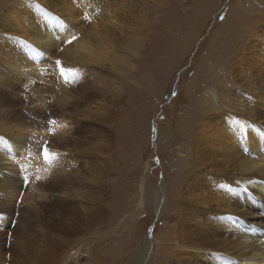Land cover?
Masks as SVG:
<instances>
[{
	"label": "rangeland",
	"instance_id": "rangeland-1",
	"mask_svg": "<svg viewBox=\"0 0 264 264\" xmlns=\"http://www.w3.org/2000/svg\"><path fill=\"white\" fill-rule=\"evenodd\" d=\"M105 1L92 0L89 7L83 9L79 7V0L76 5L74 0H68V3L60 4L67 9L61 14L68 24L75 23L76 26L77 19L80 29L88 31L91 24L104 19L100 15H103L102 10L106 8ZM107 2L113 4L119 19L118 30L114 33L116 46L112 62L105 64L108 76L98 82V90L90 101L81 102L76 95L73 96L74 99L63 98L62 89H58L59 85H65L60 80V71L53 66L57 67V60L61 65L65 61L58 58L60 51L55 50L54 45L46 46L51 48L48 53L52 55L49 62H52L50 67L53 70L48 65L43 71L25 78L23 82H26V90L20 91L19 99L14 90L8 92L5 104L2 103L5 99L0 96V135L9 130L12 133L13 122L19 121L25 110L28 112L37 109L34 115L26 113L25 116L29 117L21 122L29 125L32 121L34 124L44 105V110L48 111V103L44 102L49 99L51 101L57 90L53 120L64 124L71 121L72 117L81 119L83 114L87 121L95 123L78 131L72 141L70 149L74 151L70 153L78 164L81 163L80 166L74 168L72 162L63 161L62 164L55 163L53 168H48L53 177L58 173L69 174L72 168L75 169L74 181L65 184L63 189V193L69 194L65 197L68 203L84 216L79 217L80 227L67 236L72 240L65 244L59 239V235L55 239L56 229L50 228L53 219H48L50 215L46 211L39 209L37 212L23 213L16 210V207H25L22 199L29 194L28 189L23 187L19 194L22 198L18 197L20 199L14 201V206L10 205L13 209L12 224L5 226L3 223L4 228L0 227V264H171L167 261V255L173 248L172 244L164 247L165 252L153 255L154 252L162 251L161 242L165 239L169 223L166 218L168 198L162 156L163 131L170 123L176 125V120L181 119V100L188 96L192 88L193 99L205 101L214 92L216 97H213L226 104L225 108L239 103L240 109L246 112H250L247 109L250 103L259 104L264 100L260 99L264 94V80L255 76L253 65L256 58L259 57L260 65L264 59L263 42L256 39L258 34L264 37V0H213L210 4L212 6L207 7L204 12L203 8L208 0ZM14 3L16 0H0V16ZM53 3L58 5L59 0H47L45 7L43 3L42 5L50 10ZM188 9L192 10L191 14ZM28 13L35 18L32 10ZM207 14L209 15L205 19L209 23L202 31L204 23L191 22L190 26L200 28L198 32L196 30L192 34L189 30L185 35L187 40L182 38V42L173 44L169 41L168 31L173 29L171 23L187 30L189 26H185L181 20L192 19L194 16L199 19L200 15L205 17ZM173 37L178 38L177 35ZM235 40L240 46L235 45ZM170 45L175 48L170 49ZM150 71L151 77L147 75ZM169 74L171 80L167 94L158 100L153 110L148 109L153 107L152 99L160 96L158 88L166 84ZM244 77L248 82L243 81L246 80ZM243 82L247 84L245 91H242ZM50 91H53L52 94H48ZM201 107L197 110L203 109ZM215 114L213 112L210 117H215ZM140 126L147 128L146 133L145 130L141 133L144 138L136 136ZM127 137L131 142L124 145L123 140ZM142 139L147 140L145 145ZM30 140L27 145L35 147L33 143L38 139L31 137ZM118 144L128 146L125 155L120 153ZM86 147L88 149L85 155L80 157V152H84ZM137 149L140 150V155L134 167L129 154ZM128 164L131 166H127ZM81 170L84 171L80 173ZM81 177L88 182H98L103 188L94 191L87 188L88 193L83 199L79 185ZM5 185L9 189H3L2 186ZM150 186L152 205L147 202ZM42 188L59 195L58 185L53 178H47ZM10 190H16L13 182L0 171V197L3 198ZM87 197L95 201V207H104L101 208L102 219L93 218L94 215L87 213L86 216L82 215L83 203H89ZM102 198L105 200L100 202ZM111 200L113 202L110 203ZM53 202L50 201V207ZM3 209L5 211V207ZM23 226L26 227L22 228ZM16 227L21 229H15L16 232ZM156 233L159 236L153 240ZM145 247L148 251L142 254ZM145 255H149V262L148 259H142Z\"/></svg>",
	"mask_w": 264,
	"mask_h": 264
},
{
	"label": "bare ground",
	"instance_id": "bare-ground-1",
	"mask_svg": "<svg viewBox=\"0 0 264 264\" xmlns=\"http://www.w3.org/2000/svg\"><path fill=\"white\" fill-rule=\"evenodd\" d=\"M67 1L59 0L58 5L54 2L53 8L48 10L44 8L47 0H16V3L10 4L6 11L2 12L3 15L0 16V96L5 99L2 101L3 104L6 103L10 90H14L16 97L20 98V91L26 90V82L25 84L23 82L25 78L43 71L48 65L52 66V62H49L52 55L48 53L51 48L46 46L54 45L55 50L60 51L58 58L65 61L61 66L71 70V72L66 71L68 82H65L64 77L61 76L60 80L65 86L56 83L59 85L57 89H62L64 99H74L73 96L76 95L81 102L90 101L98 90V82L108 76L105 64L112 62L116 46L114 33L119 25L117 10L106 0V8L102 10L103 15H100L104 19L91 24L88 31L85 28L81 30L77 19L76 26L75 23L68 24L61 14L67 9L65 5L60 4ZM77 1L74 0L75 5ZM90 1L92 0H79V7L86 8L91 4ZM208 1L203 12L207 7L212 6L210 4L213 0ZM30 10L35 13V18L28 13ZM188 11L189 14L192 13L191 9ZM92 13L95 14V11ZM208 15L205 17L200 15L199 19L194 16L192 19L181 20V23L189 26L187 30L171 23L173 29L170 28L171 31H168L170 32L169 41L173 44L182 42V38L184 41L187 40L185 35L189 30L192 34L196 30L198 32L200 28L196 25L190 26L191 22L204 23L202 31L209 23L208 19H205ZM176 35L178 38L173 37ZM72 36H76L77 39L68 44L67 40ZM256 39L262 41L264 46V37L258 34ZM237 44L240 46V43L236 41L235 45ZM60 48L62 49L59 50ZM173 48L175 47L170 45V49ZM253 65L255 76H260L264 80V59L263 64L260 65L259 57L256 58ZM53 67L60 71L58 67ZM53 67H50L51 70ZM73 73L75 79H73ZM150 73L152 71L147 72V75L151 77ZM170 80L171 76L166 84L158 88V94H161L155 100L152 99L153 107L148 109L153 110L158 100L167 94ZM243 81L246 82L247 79ZM244 82L242 91H245L247 85ZM193 90L192 88L188 96L181 100V119L176 120V125L170 123L163 131L164 139L161 138L167 180L168 214L166 218L172 224L169 226L168 223L166 226L167 234L161 242L162 251L154 252L153 255L165 252L164 247L170 243L173 248L167 255V261L171 264H264V237H262L264 235V100L259 104L250 103L247 107L250 112H246L240 109L239 103L225 108L226 104L220 103L213 97V95L216 97L214 92L213 95L207 96L205 101L193 99ZM57 91L53 96L51 95V101L49 99L44 102L48 103V111L44 110V105L39 119L34 124L31 123L32 121L29 125L21 122L29 117L25 116L26 113L34 115L37 109L28 110V112L25 110L22 112V118L16 123L13 122L12 133L9 130L6 134L0 135V171L13 182L16 188V190L7 191L9 193L6 192L3 198L0 197V221H2L0 227L3 223L5 226L12 224L13 209L10 205H15L14 201L17 202V199H20L18 197H21L19 195L21 189L26 187L29 194L22 199L25 207L15 206L16 210L23 213H33L39 209L46 211L50 215L48 219H53L50 228L56 229L55 239L59 235L61 237L59 239L67 244L72 240L67 236L80 227L79 217H84L80 212L75 211L71 203H68L65 197L69 194L63 193L64 185L74 181L75 169L72 168L69 174L58 173L53 177L48 168L49 166L53 168L55 163L62 164L63 161L72 162L74 168L77 165L80 166L81 163L78 164L70 153L74 151L70 149L72 141L78 131L95 123L87 121L81 114V119L72 117L71 121H66L64 124L60 122L54 125L49 124L48 121L53 120ZM51 92L53 91L48 94H52ZM263 98L264 94L260 96V99ZM200 106L204 111L197 110ZM205 112L208 113L204 114ZM213 112H216L215 117H210ZM144 126L137 128V137L142 138L144 135L141 133L143 134L144 130L145 133L147 132ZM50 130L54 134H50ZM31 137L38 139L33 143L35 147L27 145ZM128 137L124 138V145L131 142ZM44 141L48 143L49 152L56 154V158L51 163L45 161L42 154ZM146 142L147 140H144L143 144L145 145ZM135 143L137 144V141ZM87 149L88 147L84 149V152H80V157L85 155ZM118 149L123 155L128 146L122 147L118 144ZM131 152L129 156L136 167L140 150ZM122 159L125 161V156ZM83 171L81 170L80 173ZM47 178H53L56 181L59 195L54 193V196L52 194L54 191L42 188ZM79 185L83 199L88 193L87 188L91 191L103 188L102 184L88 182L83 177L79 179ZM220 185L225 187L221 188ZM2 188L7 190L9 186L5 185ZM147 192L149 195L147 202L152 205L153 194H149L151 186ZM87 199L89 203H83L84 214L82 215L87 213L94 215L93 218L102 219L101 208L104 207H95V201L90 197ZM103 199H100V202L105 200ZM112 200L110 203L113 202ZM50 201H54L52 207H50ZM140 205L142 206V202ZM32 228L36 227L32 226ZM158 236L159 234L156 233L153 240ZM146 250L145 247L142 254ZM142 259H148L149 262V255H145Z\"/></svg>",
	"mask_w": 264,
	"mask_h": 264
},
{
	"label": "snow or ice",
	"instance_id": "snow-or-ice-1",
	"mask_svg": "<svg viewBox=\"0 0 264 264\" xmlns=\"http://www.w3.org/2000/svg\"><path fill=\"white\" fill-rule=\"evenodd\" d=\"M76 39H77L76 36H72L70 39L67 40V43L71 44ZM55 63L57 65V67L60 69V74H61V76L64 77L65 82H68V75H66V71L67 72H71V70H66L63 66H61V62L59 60H57ZM73 79H75V74L74 73H73ZM48 123L54 125L56 123V121L55 120H49ZM50 134H54V133H51V130H50ZM242 150H246V149H242ZM42 154H43V157H44L45 161H47L49 163H51V161L56 158V154L49 152V147H48L47 141H44V143H43ZM26 182L27 181H25V183ZM220 187L223 188L225 186L224 185H220Z\"/></svg>",
	"mask_w": 264,
	"mask_h": 264
}]
</instances>
